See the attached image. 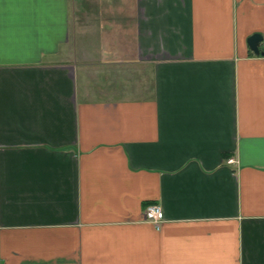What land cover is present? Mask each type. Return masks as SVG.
I'll return each instance as SVG.
<instances>
[{"label":"crops","instance_id":"crops-1","mask_svg":"<svg viewBox=\"0 0 264 264\" xmlns=\"http://www.w3.org/2000/svg\"><path fill=\"white\" fill-rule=\"evenodd\" d=\"M256 33L264 0H0V264H264Z\"/></svg>","mask_w":264,"mask_h":264},{"label":"built area","instance_id":"built-area-1","mask_svg":"<svg viewBox=\"0 0 264 264\" xmlns=\"http://www.w3.org/2000/svg\"><path fill=\"white\" fill-rule=\"evenodd\" d=\"M229 164L237 163L235 158H230L227 160ZM164 213L160 206L158 205H151L146 209V220L147 222H151L156 226V228H160L164 221Z\"/></svg>","mask_w":264,"mask_h":264},{"label":"water","instance_id":"water-1","mask_svg":"<svg viewBox=\"0 0 264 264\" xmlns=\"http://www.w3.org/2000/svg\"><path fill=\"white\" fill-rule=\"evenodd\" d=\"M263 42L264 36L259 33L253 34L248 38V45L256 55L261 54L264 56V51L261 50V45Z\"/></svg>","mask_w":264,"mask_h":264}]
</instances>
